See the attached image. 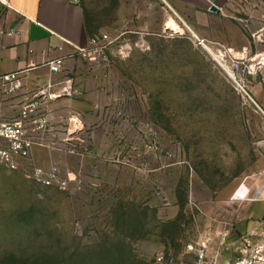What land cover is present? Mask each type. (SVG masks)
<instances>
[{
	"label": "rangeland",
	"instance_id": "obj_1",
	"mask_svg": "<svg viewBox=\"0 0 264 264\" xmlns=\"http://www.w3.org/2000/svg\"><path fill=\"white\" fill-rule=\"evenodd\" d=\"M90 4L115 41L83 61L51 162H0V264H203L190 245L264 231V0L227 7L242 41L203 45L161 0ZM37 168L68 188L38 183Z\"/></svg>",
	"mask_w": 264,
	"mask_h": 264
},
{
	"label": "crops",
	"instance_id": "obj_2",
	"mask_svg": "<svg viewBox=\"0 0 264 264\" xmlns=\"http://www.w3.org/2000/svg\"><path fill=\"white\" fill-rule=\"evenodd\" d=\"M161 1L186 26L190 25L200 33L201 38H196L228 44L242 41L241 31L226 12L231 0ZM6 2L9 7L0 2V74L18 73L22 86L7 94L0 81V123L17 119L22 109L31 104L37 105L36 112L49 117L50 125L52 122H66L67 116H58L59 111H67L68 106L76 108L80 100L76 95L69 97L58 94L64 81L69 78L73 80L76 90L82 88L76 79L83 69V60L75 56V51L78 47H87L96 33L102 34L99 33L96 9L90 0ZM211 6H215L217 11L212 12ZM10 31L14 34L7 35ZM194 31L193 34L196 33ZM57 58H63L62 70L58 74H51L48 63ZM57 151L59 149L56 147H36L33 155H43L46 162H51L47 157H52ZM263 192L264 189L261 195ZM219 233L210 235L214 243Z\"/></svg>",
	"mask_w": 264,
	"mask_h": 264
},
{
	"label": "built area",
	"instance_id": "obj_3",
	"mask_svg": "<svg viewBox=\"0 0 264 264\" xmlns=\"http://www.w3.org/2000/svg\"><path fill=\"white\" fill-rule=\"evenodd\" d=\"M0 2L9 7L6 0H0ZM13 34V31L7 32V35ZM196 40L200 45L205 43L203 39L196 38ZM114 41L110 35L105 33L93 36L87 47L76 48L75 56L83 61L95 62ZM219 53L221 57L230 56L232 49H224L223 53L221 51ZM233 59L237 62L243 58L233 55ZM62 64L63 58L50 61L48 63L50 73H60ZM232 78L236 89L252 101L243 81L237 80L235 77ZM0 81L7 94L19 90L22 86V79L18 73L0 74ZM78 92L73 86V80L69 78L64 81L58 96L71 97L77 95ZM36 108V104L25 106L17 119L0 123V162L8 168L15 169L17 160L33 156L36 147H55L56 143L47 139L51 127L49 117L36 112ZM70 121L81 126L78 114L74 115ZM75 128V130L78 129L77 126ZM31 177L46 187L57 186L61 190L68 188V182L53 171L47 172L42 168H37L32 172ZM228 237L229 231L224 230L219 233L218 242L214 243L213 237L209 235L200 240L195 247L190 245L189 249L196 252L200 263L203 264H264V231L250 232L243 237H238L229 246H227ZM226 250L233 252L231 258H227L228 251ZM157 262L161 263L162 258L158 257Z\"/></svg>",
	"mask_w": 264,
	"mask_h": 264
},
{
	"label": "bare ground",
	"instance_id": "obj_4",
	"mask_svg": "<svg viewBox=\"0 0 264 264\" xmlns=\"http://www.w3.org/2000/svg\"><path fill=\"white\" fill-rule=\"evenodd\" d=\"M167 26H175V23H174V21L173 20H170V22L168 23V25ZM235 54V53H234ZM223 67L225 68V70L229 73V75H233L232 74V71H231V69L228 67V66H226V64L225 65H223ZM233 77V76H232Z\"/></svg>",
	"mask_w": 264,
	"mask_h": 264
},
{
	"label": "water",
	"instance_id": "obj_5",
	"mask_svg": "<svg viewBox=\"0 0 264 264\" xmlns=\"http://www.w3.org/2000/svg\"><path fill=\"white\" fill-rule=\"evenodd\" d=\"M210 10H211L212 12H216V11H217V9H216L215 6H211Z\"/></svg>",
	"mask_w": 264,
	"mask_h": 264
},
{
	"label": "trees",
	"instance_id": "obj_6",
	"mask_svg": "<svg viewBox=\"0 0 264 264\" xmlns=\"http://www.w3.org/2000/svg\"><path fill=\"white\" fill-rule=\"evenodd\" d=\"M184 202L182 201V204H183Z\"/></svg>",
	"mask_w": 264,
	"mask_h": 264
}]
</instances>
